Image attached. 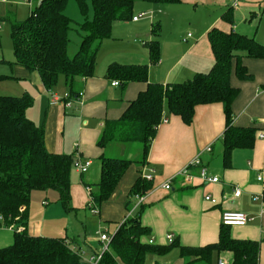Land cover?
I'll use <instances>...</instances> for the list:
<instances>
[{
  "label": "crops",
  "instance_id": "0c3cea01",
  "mask_svg": "<svg viewBox=\"0 0 264 264\" xmlns=\"http://www.w3.org/2000/svg\"><path fill=\"white\" fill-rule=\"evenodd\" d=\"M233 1L184 0L178 4L160 5L133 0L132 19L115 21L111 36L102 41L93 75L75 78L73 89L80 95L70 97V106L65 105L64 95L69 88L63 75L48 90L36 71L11 63L14 59L9 62L11 73L7 77L20 84L0 95L18 96L21 92H28L33 97V104L26 115L42 127L47 150L72 154L73 158L78 153L82 160L90 161L86 172L80 173L79 177L70 176L71 205L75 208L72 212L76 214L80 209H88L85 186L89 184L94 188L98 182L101 154L107 155L108 151L109 157L123 158L125 155L126 143L109 142L100 148L97 140L105 126L117 121L148 83H177L191 79L196 73L207 72L214 63L207 37L213 27L253 37L264 44V0H238L237 6ZM0 3L6 5L9 1ZM142 12L146 16H139ZM226 12L232 16L231 23L224 20ZM183 14H190L197 26H191L190 21L185 26ZM134 16L138 18L134 20ZM6 17L16 20L10 11L1 15V20ZM146 19L151 22L150 26L141 25ZM153 27L157 31L155 35ZM134 35L147 40L129 41ZM153 39L159 41L160 47L156 63L150 62L148 52V42ZM242 62L253 76L249 80H240L232 70L230 83L239 88L231 105L232 124L253 127V145L233 148L226 165L222 157L226 119L221 103L197 105L190 124H185L180 116L168 113L164 105L144 163L128 167L113 194L98 207V214H95L98 221L114 223L116 230L128 217L137 214L143 205L140 222L149 230L142 237L143 241L152 239V244L166 245L170 234L179 246H203L218 240L223 212L240 211L252 220L244 226H229L230 235L235 239L259 241L258 264H264V137H260V134L264 135V59L244 57ZM112 63L147 65V80L123 83L109 77L107 67ZM114 80L119 84L112 85ZM114 149H117L116 155ZM196 158L211 175L218 177L217 182H202L199 166L190 167L187 176L181 174ZM148 173L152 175L151 179H146L150 181V188L140 196L130 195L137 177L144 178ZM167 182L170 185L168 189L164 187ZM235 188L240 190L238 196L233 194ZM206 196L215 202L206 200ZM25 230L29 235L73 238L75 249L83 252L82 242L77 239L79 234L71 237L51 235L55 231L50 226L46 227L43 219L32 217L29 221V209ZM14 233V227L0 222V248L13 243ZM83 241H87L85 235ZM98 249L95 244L88 250L87 258L81 257L84 264H89L88 258ZM221 256L224 264L232 260L229 251L214 253L213 258L218 260ZM158 257L149 254L146 260L149 258L151 264L159 263ZM213 258L211 264H218ZM146 260L144 264H148ZM172 264H183L180 254Z\"/></svg>",
  "mask_w": 264,
  "mask_h": 264
},
{
  "label": "trees",
  "instance_id": "16d2710c",
  "mask_svg": "<svg viewBox=\"0 0 264 264\" xmlns=\"http://www.w3.org/2000/svg\"><path fill=\"white\" fill-rule=\"evenodd\" d=\"M143 1L170 5L184 0ZM76 2L84 14L88 7L92 9V19L78 24L84 34L72 57L67 54L68 33L72 29V20L64 12L67 0H34L25 19H4L11 26L14 53L11 63L36 71L48 90L63 75L69 88L66 94L70 97L79 95L73 89L75 78L93 75L97 52L102 41L111 36L113 23L130 20L133 15V0ZM223 17L226 22H232L230 13L226 12ZM156 32L153 27V35ZM207 37L214 56V63L207 72L196 73L191 79L177 83H148L120 118L105 126L97 140L100 148L109 142H138L142 152L140 159L135 161L101 154L99 180L94 188L86 185L90 187L97 207L110 198L132 163H144L164 105L168 113L178 115L185 124H190L197 105L221 103L226 119L222 135V157L226 165L233 148L253 145L255 129L232 124L231 105L239 88L231 85L230 76L233 70L238 79H251L253 74L242 59H264V44L253 37L216 27L208 31ZM148 52L150 62L156 63L160 52L157 39L148 42ZM107 75L123 83L146 81L147 65L112 63L107 67ZM32 104L33 97L28 92L18 96L0 95V222L7 227L13 225L15 229L13 243L0 248V264H84L81 250L73 246V238L29 235L25 230L33 190L53 189L63 208L68 212L75 211L70 193L73 155L47 150L42 127L26 115ZM150 186V181L138 176L130 195L140 196ZM143 208L141 205L137 214L119 224L111 235L108 250L102 253L97 264H144L147 255L161 256L174 247H178L183 264H210L214 253L223 251L232 253L228 264H258L260 242L232 238L229 226L222 224L218 240L203 246H179L174 240L166 245L145 242L142 237L149 230L140 222ZM18 227L21 231H17Z\"/></svg>",
  "mask_w": 264,
  "mask_h": 264
},
{
  "label": "rangeland",
  "instance_id": "374dc122",
  "mask_svg": "<svg viewBox=\"0 0 264 264\" xmlns=\"http://www.w3.org/2000/svg\"><path fill=\"white\" fill-rule=\"evenodd\" d=\"M8 1L9 3L6 5L0 3V22L2 26L0 29V94L5 93L4 91L13 89L14 85L20 84L7 77L8 74L11 73L9 62L14 59V53L10 35V23L8 21L1 20V15L5 14L6 11H10L15 14L16 20L20 21L28 16L31 7L27 0ZM199 9L203 10L201 8ZM64 12L72 20V29L68 33L69 41L67 46V54L69 57H72L78 50L79 43L82 35L84 34V32L79 29L78 24L85 20L92 19V9L88 7V10L84 14L80 11L76 0H67ZM183 15L186 17L185 26H187L188 21L191 22V26H197L194 23L196 21L189 17L190 14ZM153 21L157 20H154L153 18ZM150 23L151 22L146 19L141 22V25L147 26L149 24L150 26ZM132 39L141 41L145 38L134 35L129 38V41H132ZM136 44L138 45L139 43L137 42ZM143 48H145V46H143ZM125 146L126 153L125 155H122L123 158H128L134 161L140 159L142 150L138 142H128ZM115 153H117V149H114V155H116ZM108 155H110V153L107 151V156ZM132 165L137 167L139 166V163L134 162ZM71 174L74 177H79L80 175L79 171L75 168L72 169ZM30 196L29 221H31L32 217L38 220L43 219L46 223V227L50 226L55 231L51 235H68L71 237L74 236V234H79L80 236L77 239L79 243L82 242V256H84V258L88 257V250H90L92 246H95V244L96 246H99L98 250L101 249V244L98 240L99 229L107 230L111 235L115 232L116 224L98 221L97 215L92 214L89 209H80L76 214L72 211H66L59 201L57 191L53 189L33 190ZM84 235L86 236L87 241H83ZM178 256L179 251L176 247H174L168 253L159 256L157 260L159 264H172L174 258ZM213 259L216 262L217 257ZM220 259L223 261L222 256ZM146 263H150L149 258H147Z\"/></svg>",
  "mask_w": 264,
  "mask_h": 264
},
{
  "label": "built area",
  "instance_id": "2783aa9c",
  "mask_svg": "<svg viewBox=\"0 0 264 264\" xmlns=\"http://www.w3.org/2000/svg\"><path fill=\"white\" fill-rule=\"evenodd\" d=\"M1 1L6 2L7 0H1ZM27 1L30 3V6L32 7L34 4V0H27ZM237 1L238 0L233 1L234 6L238 5ZM139 16H141V17L146 16V13L142 12ZM137 18H138L137 16L133 17L134 20H136ZM0 26H1V24H0ZM118 84H119V82L117 80L112 81V85H118ZM79 95H80V93H79ZM64 98L67 100L65 102V105L70 106V104H71L70 96L68 94H65ZM55 100H57V98H55ZM260 137H264V135L260 134ZM207 150H210V147H208ZM89 165H90L89 160H82L81 157L79 156V154L76 153V155L72 161V167L73 168L77 169L79 171V173H84L87 171ZM193 166H199V178L202 182H209V181L210 182H217L219 180L217 176L211 175L208 172L206 167L201 166L200 160L197 158L194 161H192L189 165H187L181 171V174L187 176L189 168L193 167ZM151 177H152L151 173L144 175L145 179H151ZM258 179H260V177ZM164 187L168 189L170 187L169 183L167 182L164 185ZM85 190H86V194H87V206H88L89 210L93 214H98V207L93 202L90 187L85 186ZM233 194L235 196H238L240 194V190L238 188H235ZM138 198L140 200L143 199L140 197H138ZM205 199L210 200L212 203L215 202V200L213 198H211L210 196H206ZM251 220H252V217H250L246 213H243L240 211H225L221 214V218H220L221 224L225 225V226H244ZM11 227H14V226L12 225ZM17 231H21V228L18 227ZM98 233H99L98 240L101 244V249L99 251H97L96 253L92 254L88 258L87 261L89 262V264H97L101 258L102 253L104 251L108 250V247H109V242L111 240V234H109V232L107 230H100V229H99ZM172 241H173V236L169 234L167 236V242L171 243ZM147 242L152 243V239H149ZM80 255L82 256L83 252H81ZM217 262H218V264H224V261H222L220 258L217 260ZM153 264H159V263H153Z\"/></svg>",
  "mask_w": 264,
  "mask_h": 264
}]
</instances>
